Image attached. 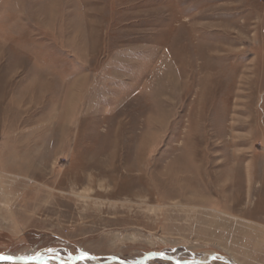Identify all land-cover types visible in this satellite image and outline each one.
I'll use <instances>...</instances> for the list:
<instances>
[{
    "label": "rangeland",
    "instance_id": "obj_1",
    "mask_svg": "<svg viewBox=\"0 0 264 264\" xmlns=\"http://www.w3.org/2000/svg\"><path fill=\"white\" fill-rule=\"evenodd\" d=\"M2 257L264 264V0H0Z\"/></svg>",
    "mask_w": 264,
    "mask_h": 264
},
{
    "label": "water",
    "instance_id": "obj_2",
    "mask_svg": "<svg viewBox=\"0 0 264 264\" xmlns=\"http://www.w3.org/2000/svg\"><path fill=\"white\" fill-rule=\"evenodd\" d=\"M111 259L115 260V261H119L122 263H126V264H138V263H130L127 262L125 260H122L118 257H111ZM47 259H34V258H29V257H2L0 258V263L1 262H13V261H23V262H35V263H41L42 261H45ZM231 264H238L234 261H230L228 260ZM61 264H66L64 261L60 260ZM177 264H183V262L178 261Z\"/></svg>",
    "mask_w": 264,
    "mask_h": 264
},
{
    "label": "bare ground",
    "instance_id": "obj_3",
    "mask_svg": "<svg viewBox=\"0 0 264 264\" xmlns=\"http://www.w3.org/2000/svg\"><path fill=\"white\" fill-rule=\"evenodd\" d=\"M38 258L40 259V257H37V259H38ZM198 262H200V263L202 264V263L206 262V260H203V259H202V260H199ZM235 262H236V261H235ZM236 263H238V262H236ZM66 264H67V263H66ZM238 264H241V263H238Z\"/></svg>",
    "mask_w": 264,
    "mask_h": 264
}]
</instances>
